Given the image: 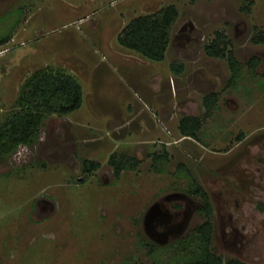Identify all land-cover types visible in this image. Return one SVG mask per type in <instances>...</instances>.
<instances>
[{"label": "rangeland", "instance_id": "rangeland-1", "mask_svg": "<svg viewBox=\"0 0 264 264\" xmlns=\"http://www.w3.org/2000/svg\"><path fill=\"white\" fill-rule=\"evenodd\" d=\"M170 4L179 16L163 61L120 42L133 18ZM217 30L243 64L233 82L227 60L204 51ZM263 31L264 0H0V129L38 71L72 75L84 93L76 111L46 114L29 144L0 151V264H153L141 241L152 239L153 204L188 209L164 246L204 221L192 178L213 203L214 252L264 264V42H253ZM213 91L199 138L182 135L180 119L202 117ZM166 151L170 161L156 163ZM114 153L136 168L117 178ZM88 159L100 168L87 173Z\"/></svg>", "mask_w": 264, "mask_h": 264}, {"label": "trees", "instance_id": "trees-1", "mask_svg": "<svg viewBox=\"0 0 264 264\" xmlns=\"http://www.w3.org/2000/svg\"><path fill=\"white\" fill-rule=\"evenodd\" d=\"M179 16L178 8L167 5L158 14H146L133 18L122 30L120 42L148 59L163 61L171 40V28ZM9 38L6 34L0 37V43ZM253 42H264V31L255 35ZM205 53L210 57L227 60L231 71L230 82H233L241 72L243 64L237 59L233 43L223 30L215 31L214 38L204 45ZM246 64L254 72L260 64V58L251 57ZM175 73L181 74L185 69L182 62L172 63ZM24 94L19 102L21 110L13 114L0 129V151L10 153L21 144H29L38 132L44 116L49 113L67 114L79 109L83 103L84 93L81 83L72 75L38 71L32 76L24 88ZM219 100L218 92H210L203 98L205 113L185 115L180 119L179 129L186 137L199 138V131L204 119L213 114ZM25 107V108H24ZM168 152L158 153L156 163L170 161ZM115 175L119 178L128 168H136L138 160L126 154L114 153L110 160ZM101 163L95 160H85L84 170L87 173L99 169ZM188 192L201 198L198 212L204 217L194 232L186 237L175 240L173 244L164 246L151 239L143 238L142 244L154 258L153 264H252L238 257L224 259L212 248L215 236L213 222L214 207L209 192L203 185L192 178ZM176 204V207H180Z\"/></svg>", "mask_w": 264, "mask_h": 264}, {"label": "flooded vegetation", "instance_id": "flooded-vegetation-1", "mask_svg": "<svg viewBox=\"0 0 264 264\" xmlns=\"http://www.w3.org/2000/svg\"><path fill=\"white\" fill-rule=\"evenodd\" d=\"M253 56H257V55H253ZM257 57H259V56H257ZM259 58H260V64L256 68V70L261 66V63H262L261 57H259ZM166 201H168L170 208H168L166 206L164 201L159 202L163 216L157 217V219L154 221V226H155V233H157V235L160 233H166L168 238H170L172 236H175L176 234L181 233V231L184 227L183 219H186L188 209L186 208L187 206H185L184 200L174 201L173 198H171V199L169 198ZM176 204H180L181 206L176 207ZM180 214L184 215L181 220H179ZM148 237H150L149 234H148ZM157 239L161 240V241L163 240L162 237L159 235L157 236ZM151 240L158 243V244H161L160 241H155L153 239H151Z\"/></svg>", "mask_w": 264, "mask_h": 264}, {"label": "water", "instance_id": "water-1", "mask_svg": "<svg viewBox=\"0 0 264 264\" xmlns=\"http://www.w3.org/2000/svg\"><path fill=\"white\" fill-rule=\"evenodd\" d=\"M169 199V198H168ZM158 216H163L162 210L160 208L159 203L153 204L147 211L145 215V221H144V227L146 232L149 234V236L155 240V241H164L168 237L166 233H160L159 236L162 237V241L157 239V233H155V226L154 221L157 219ZM157 235V236H156Z\"/></svg>", "mask_w": 264, "mask_h": 264}]
</instances>
